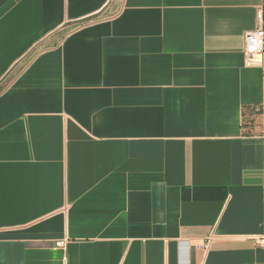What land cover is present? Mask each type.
<instances>
[{
  "label": "crops",
  "instance_id": "0c3cea01",
  "mask_svg": "<svg viewBox=\"0 0 264 264\" xmlns=\"http://www.w3.org/2000/svg\"><path fill=\"white\" fill-rule=\"evenodd\" d=\"M262 3L0 0V264H264Z\"/></svg>",
  "mask_w": 264,
  "mask_h": 264
},
{
  "label": "built area",
  "instance_id": "2783aa9c",
  "mask_svg": "<svg viewBox=\"0 0 264 264\" xmlns=\"http://www.w3.org/2000/svg\"><path fill=\"white\" fill-rule=\"evenodd\" d=\"M257 26L251 31H247L244 35V56L249 62L256 57L260 65L264 66V0L263 3L257 8L256 11ZM257 110L263 111V106L257 108ZM260 243H264V238L259 239ZM63 245L62 241L55 243V246ZM208 246L205 243L204 248Z\"/></svg>",
  "mask_w": 264,
  "mask_h": 264
}]
</instances>
